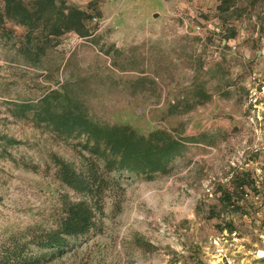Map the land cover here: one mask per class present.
<instances>
[{
    "label": "rangeland",
    "instance_id": "obj_1",
    "mask_svg": "<svg viewBox=\"0 0 264 264\" xmlns=\"http://www.w3.org/2000/svg\"><path fill=\"white\" fill-rule=\"evenodd\" d=\"M221 1L0 0V264H264V0Z\"/></svg>",
    "mask_w": 264,
    "mask_h": 264
},
{
    "label": "trees",
    "instance_id": "obj_2",
    "mask_svg": "<svg viewBox=\"0 0 264 264\" xmlns=\"http://www.w3.org/2000/svg\"><path fill=\"white\" fill-rule=\"evenodd\" d=\"M4 1V8L7 13H10L11 10H19V12L23 13V15L20 17L19 22L26 24L30 18L35 16L37 19H40L43 14L47 12H56L60 13L59 15L61 17H64V22L69 25L70 28H75L76 30L82 29V18L84 17L83 13L76 10L75 8H69L64 6V4L61 3L63 6V9H59L56 7L55 0H35L33 3L34 10H27L28 8L23 4L22 0H3ZM221 1V3H223ZM30 5V4H28ZM50 10V11H49ZM64 11L67 12L63 16ZM134 149H130L129 152L132 153ZM167 151V150H166ZM166 151H158L155 152L153 150V153L156 154H149L148 156H145L144 160V166L146 173H155V172H163L166 170V167L168 166V163L170 159L168 158L169 155H165ZM146 153V151L144 152ZM158 153V154H157ZM173 156H179L180 154L174 153L171 154ZM126 157V156H125ZM172 159V158H171ZM124 160V159H123ZM125 165V164H124ZM132 166H123V162L121 161V168L126 169L129 174L134 175L137 171H141L140 167H133ZM120 168V170H122ZM86 218L84 215L73 213L69 216L67 220H62V225L60 226V232L59 234H53L49 236L48 240H43L42 242H38L36 245V249L38 251H46L51 252L50 255L53 256L56 253H59L63 247H66L65 241L63 240V237L67 238H78L83 237L90 229L91 224L90 219L84 220ZM51 249V250H50ZM24 251H15L13 254L14 260L12 263L14 264H34L39 261H41L44 258V255H38L37 257L34 256L32 253H29L28 255H24ZM19 253V254H18ZM23 254V255H22Z\"/></svg>",
    "mask_w": 264,
    "mask_h": 264
},
{
    "label": "water",
    "instance_id": "obj_3",
    "mask_svg": "<svg viewBox=\"0 0 264 264\" xmlns=\"http://www.w3.org/2000/svg\"><path fill=\"white\" fill-rule=\"evenodd\" d=\"M154 18H155V15H154Z\"/></svg>",
    "mask_w": 264,
    "mask_h": 264
}]
</instances>
